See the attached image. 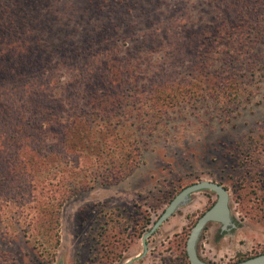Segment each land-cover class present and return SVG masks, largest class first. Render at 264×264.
Here are the masks:
<instances>
[{"label": "rangeland", "instance_id": "obj_1", "mask_svg": "<svg viewBox=\"0 0 264 264\" xmlns=\"http://www.w3.org/2000/svg\"><path fill=\"white\" fill-rule=\"evenodd\" d=\"M158 1L150 7L158 14L151 20L156 27L174 22L201 25L219 15L210 0ZM140 5L148 8L143 1ZM145 19L140 8L132 11L128 20L136 23L127 35L138 40L131 45L139 49L137 57L145 77L141 84L150 90L156 87L165 69L176 75L172 81L181 86L198 84L190 73L197 69L199 59L176 65L167 43L149 45L146 32L151 30L138 24ZM258 24V33L245 32L242 47L231 50L239 62L232 58L223 66L225 74L236 70L238 92L228 106L214 105L212 95L210 100L197 102L198 94H192L157 116L160 124L153 128L137 111L138 103L133 113L123 116L127 125L118 129L120 142L128 150L136 145L140 156L128 176L115 182L95 176L103 157L87 145L79 158L83 173L67 178L60 172L65 162H53L59 172L24 177L33 178L30 184L35 189H2L0 264H191L184 256L187 241L197 221L216 202L215 192L192 194L147 240L146 253L142 237L176 195L202 181L227 189L236 227L224 231L220 223H208L197 243L199 257L208 264H236L263 254L264 15ZM223 49L215 47L212 57H219ZM209 63L210 71L220 67L217 60ZM91 139V143H102L97 135ZM10 157L13 154L6 160ZM79 182L85 185L71 193L72 184ZM55 220L57 232L49 228ZM145 223L150 226L143 233Z\"/></svg>", "mask_w": 264, "mask_h": 264}, {"label": "trees", "instance_id": "obj_2", "mask_svg": "<svg viewBox=\"0 0 264 264\" xmlns=\"http://www.w3.org/2000/svg\"><path fill=\"white\" fill-rule=\"evenodd\" d=\"M158 3L0 0V191L35 189L30 184L33 178L24 177L56 171L53 162H65L60 172L67 178L83 173L79 158L87 145L103 157L95 176L109 182L128 176L140 156L136 145L128 150L120 142L118 129L127 125L123 116L133 113L136 103L151 128L159 123L157 116L192 94H198L197 102L210 100L212 95L214 105L230 104L238 92L236 70L225 74L224 68L232 58L239 62L230 53L242 47L243 34L260 31L264 0H210L219 15L209 23L185 26L174 22L164 27L151 21L158 14L150 7ZM139 8L146 19L138 24L151 30L146 32L149 45L167 43L176 65L199 59L197 69L190 73L198 84L181 86L172 81L176 75L169 69L162 70L158 85L151 90L141 84L145 77L139 49L132 47L138 40L127 37L136 23L129 16ZM217 46L224 49L215 58L212 52ZM210 59L220 67L210 71ZM201 81L208 87H202ZM92 135L102 143H91ZM9 154L13 157L7 161ZM84 185L72 184L71 193ZM54 224L49 228L57 232V220ZM145 224L143 233L150 226ZM184 256L188 258L187 252Z\"/></svg>", "mask_w": 264, "mask_h": 264}, {"label": "water", "instance_id": "obj_3", "mask_svg": "<svg viewBox=\"0 0 264 264\" xmlns=\"http://www.w3.org/2000/svg\"><path fill=\"white\" fill-rule=\"evenodd\" d=\"M202 190H211L215 192L217 195V200L213 206L197 221L188 238L186 250L191 264H208L199 257L197 252V243L206 225L210 222L220 223L222 225V230L224 231L229 230V228L236 227L231 218V212L229 208V193L227 189L218 183L210 181H202L190 185L183 189L178 195H176L162 215L153 224L151 229L143 235L142 243L145 253L148 250L147 240L174 215L179 207L188 203L192 194ZM236 264H264V253Z\"/></svg>", "mask_w": 264, "mask_h": 264}]
</instances>
